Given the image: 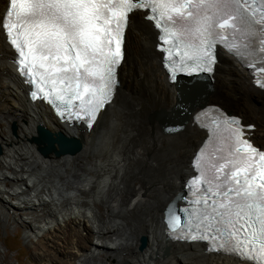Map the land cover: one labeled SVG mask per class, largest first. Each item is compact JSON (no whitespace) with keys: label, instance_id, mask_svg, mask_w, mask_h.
I'll return each mask as SVG.
<instances>
[{"label":"bare ground","instance_id":"bare-ground-1","mask_svg":"<svg viewBox=\"0 0 264 264\" xmlns=\"http://www.w3.org/2000/svg\"><path fill=\"white\" fill-rule=\"evenodd\" d=\"M7 6L8 0H0L2 20ZM156 36L143 14L130 16L113 98L85 127L57 118L47 103L29 96L0 27V209H34L40 219L27 216L28 231H53L57 264H250L166 235L164 206L193 175L191 162L207 131L194 122L195 111L188 118L197 103L188 92L182 96L179 80L168 82ZM218 58L213 79L200 76L211 88L207 99L226 95L228 103L244 107L251 113L242 110L245 119L257 124L252 136L264 145V112H257L264 111V103L257 105L264 89L251 84L232 56L220 52ZM168 120L177 124L165 129L161 123ZM38 125L80 139L81 148L40 154L33 141ZM142 235L146 245L140 249Z\"/></svg>","mask_w":264,"mask_h":264},{"label":"snow or ice","instance_id":"snow-or-ice-1","mask_svg":"<svg viewBox=\"0 0 264 264\" xmlns=\"http://www.w3.org/2000/svg\"><path fill=\"white\" fill-rule=\"evenodd\" d=\"M15 6V0H9V9ZM190 6L193 9L203 7L202 4ZM222 6L232 7L234 9L233 14H226L222 21L216 22H212L210 17L205 16L199 22L200 28L197 29L203 33L200 43L204 44L206 53L202 59L207 61L208 70H210L211 63L214 62L213 46L217 42V38L221 43L227 40V36L223 32H217V29L235 32L240 30L237 27L239 24L249 36H255L254 26H259V31L264 32V12L259 10V8L264 7V4L249 5L248 7H254V11L251 13L248 12V7L240 3L239 0H232L231 4L225 3ZM122 7H126L128 11L147 8L150 12L155 13L157 8L166 6L137 0L135 3L130 2L127 5H122ZM181 7L185 6L182 5ZM101 8L110 11L107 4H89L85 0H54L52 3L37 2L29 6V10L25 14L27 23L41 29L35 33L36 40L33 41L38 44V47L35 50L30 49V53L38 51L44 60L51 59L53 65H60L55 67L53 76L63 73L64 76L59 80L61 84H64L66 80L77 82V88L72 89L69 99H65L63 95L56 97L58 101L67 106L69 119H83L86 116L88 120H93L96 110L102 107L105 102L95 100L96 93L93 91L87 101L89 107L85 108L84 104L81 103L77 106V112H71L73 100H83V95L79 90L80 82H84V95H88L90 89L95 86L94 83H88V78H95V73L85 65L99 63L103 50L105 48L111 50L115 44L116 50L112 59L108 61L109 66L106 70L110 79L113 63L119 56L120 40H114L112 32L115 31L117 36L120 35L121 22L117 21L114 28L101 31L104 23L107 22L102 19L105 13L101 11ZM11 15L12 12L6 10L5 16L11 17ZM179 16L184 19L182 12L179 13ZM187 16H193V12L189 11ZM146 19L155 21L159 18L154 15H146ZM167 19L171 21L172 17L169 16ZM126 23L127 17L125 16L123 24L126 25ZM0 27L6 29V34L10 35L13 28L20 26L6 24L0 19ZM167 42V37H163L162 43L166 44ZM11 43L19 49L18 71L25 75H31L32 68L25 63L27 57L24 55V49L17 43L16 38H13ZM259 43L264 45V40H260ZM228 49L233 51V46L228 45ZM261 51H264V48ZM234 54L241 58L244 55L240 51H235ZM168 59L170 61L172 59L171 52H169ZM199 67L200 65H197V68ZM259 71H264V67L260 68ZM99 80L104 82V76H99ZM51 83L54 86L57 79H52ZM102 86L107 88V82H104ZM232 123L239 125L238 121H232ZM234 131L237 133L236 138L240 145L237 151H242L245 146L251 148V145L242 139L243 129L238 127ZM258 159L264 161V154H261ZM229 163L231 162L229 161ZM226 166V164H220L216 168V174L210 179H205L203 186L197 187L193 192V198L187 201L190 207L179 211L188 212L193 218L196 229L202 232L201 238L217 242L219 248H212V251L240 249L244 259L255 260L256 264H264V256L256 253L255 249L258 238L264 236V183L257 184L255 187L249 183L258 178V170H245L236 167L234 171H225ZM241 174H243V179H241ZM197 179L199 180V177ZM179 219V216L173 213L171 220L174 228L179 226ZM201 226L203 227L201 228ZM260 244L264 247V240H261ZM250 252L252 255H249Z\"/></svg>","mask_w":264,"mask_h":264},{"label":"rangeland","instance_id":"rangeland-1","mask_svg":"<svg viewBox=\"0 0 264 264\" xmlns=\"http://www.w3.org/2000/svg\"><path fill=\"white\" fill-rule=\"evenodd\" d=\"M132 24L134 25V23ZM134 26H136V24ZM216 95L218 98L208 99L209 103H219V105H221L220 102L224 101V104L235 109L234 110L227 107L229 111H232L233 114H237L242 118L244 115L249 116L245 113L249 112L246 111L244 107L233 105V102L230 104L231 101L225 97L226 95ZM225 98H227L230 103H228ZM262 99L264 100V92H262V95L258 98V109H261L260 107L264 103ZM259 111L264 112L262 110H258L257 112ZM249 114L251 115V113ZM243 122H251L255 126L257 125L255 121H252V118L245 119L244 117ZM254 131H256V128L252 130V132ZM10 132L15 136V133L12 132L11 128ZM251 138L256 144H260L256 138L253 136ZM7 184L10 185V181H7ZM33 210L34 209H32V211H19L18 213H15L11 209H8L7 206L6 209H3V212H1L0 209V264H57L56 260H53L55 259L53 231L50 232L45 229L42 231V233H37V231L33 230L32 228V230L28 231L29 220L27 219V216H33L32 218L36 221H39L40 219L36 213H33ZM44 234H46L45 238ZM54 234L60 235L61 232L55 231ZM58 241L60 242V240ZM45 251L47 252L45 253ZM103 256H106V254H103ZM120 264H125V262H121Z\"/></svg>","mask_w":264,"mask_h":264},{"label":"water","instance_id":"water-1","mask_svg":"<svg viewBox=\"0 0 264 264\" xmlns=\"http://www.w3.org/2000/svg\"><path fill=\"white\" fill-rule=\"evenodd\" d=\"M179 82L176 83V88L182 92V96L185 95L184 92H188L190 98H192L193 103H197L188 113V118L192 114L193 111H196L199 108H202L204 105L209 104L208 101V94L211 92L210 86H206L202 84L201 80L208 84L207 78H201L198 76H190V77H179ZM198 80V81H196ZM203 82V83H204ZM196 84H198L196 86ZM209 85V84H208ZM190 86V87H187ZM186 87V88H185ZM187 97V96H186ZM216 104V103H215ZM219 105V103H218ZM222 106V105H220ZM198 107V108H196ZM228 113H232L224 106H222ZM196 108V109H195ZM156 116H154L155 118ZM177 123H173V121H163L161 126H164L165 129L169 128L170 126H174ZM173 128V127H171ZM12 132L15 133L16 126L14 123L11 125ZM37 135L33 137V141L38 145V151L47 156L50 153H53L55 156H59L64 153H75L81 148V141L76 137H68L61 132L53 133L48 129L38 125L36 127ZM2 150L0 147V154ZM183 192L181 190L178 191L175 198L177 201L182 197ZM146 245V237L144 235L140 236L139 238V248L143 249ZM127 264V263H125Z\"/></svg>","mask_w":264,"mask_h":264}]
</instances>
